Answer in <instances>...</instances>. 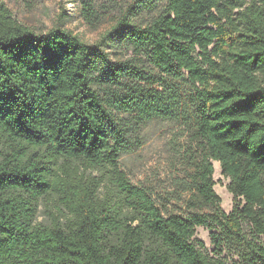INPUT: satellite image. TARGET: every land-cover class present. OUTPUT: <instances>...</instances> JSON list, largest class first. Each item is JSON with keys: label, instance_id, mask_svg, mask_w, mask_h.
<instances>
[{"label": "trees", "instance_id": "16d2710c", "mask_svg": "<svg viewBox=\"0 0 264 264\" xmlns=\"http://www.w3.org/2000/svg\"><path fill=\"white\" fill-rule=\"evenodd\" d=\"M153 119L189 133L160 191L119 164ZM0 264H264V0H165L95 43L34 32L0 2Z\"/></svg>", "mask_w": 264, "mask_h": 264}, {"label": "rangeland", "instance_id": "374dc122", "mask_svg": "<svg viewBox=\"0 0 264 264\" xmlns=\"http://www.w3.org/2000/svg\"><path fill=\"white\" fill-rule=\"evenodd\" d=\"M22 25L34 32H45L58 27L70 30L87 43H95L116 20L126 13L133 22L147 23L164 7L165 0H91L88 14L84 0H0ZM136 5V6H135ZM135 6V7H134ZM111 58H124L121 49L108 47ZM138 134L142 141L130 151L119 156V164L127 176L136 184L151 190H162L170 183L173 175L181 168L180 150L188 143L189 133L181 122L153 119L140 126ZM214 190L220 197L225 211L231 209L232 195L227 189L229 179L221 173L219 162L212 160ZM80 174L98 176L91 168L80 166ZM57 197L46 203L41 200L36 216L37 222L49 223L56 213ZM209 230L197 226L195 236L211 249Z\"/></svg>", "mask_w": 264, "mask_h": 264}]
</instances>
